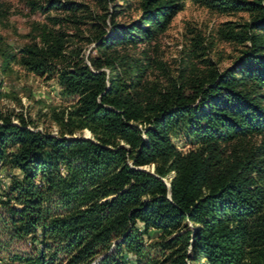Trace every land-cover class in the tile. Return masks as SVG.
Here are the masks:
<instances>
[{
  "label": "trees",
  "instance_id": "1",
  "mask_svg": "<svg viewBox=\"0 0 264 264\" xmlns=\"http://www.w3.org/2000/svg\"><path fill=\"white\" fill-rule=\"evenodd\" d=\"M188 1L253 16L240 36L251 46L222 73L155 98L141 77L91 56L60 72L75 104L58 135L0 112V166L19 173L0 205L14 238L39 235L42 245L15 264H126V252L138 264H264V0H141L137 22L112 20L94 42L105 53L150 40ZM59 7L67 5L48 9ZM43 41L23 52L35 73L65 59L60 39L45 32ZM84 130L91 139L77 136ZM258 137L262 144L240 152Z\"/></svg>",
  "mask_w": 264,
  "mask_h": 264
},
{
  "label": "rangeland",
  "instance_id": "2",
  "mask_svg": "<svg viewBox=\"0 0 264 264\" xmlns=\"http://www.w3.org/2000/svg\"><path fill=\"white\" fill-rule=\"evenodd\" d=\"M52 1L67 7L48 9ZM140 15L141 0H0V43L10 53L9 58H4L0 50V112L10 114L15 124L22 117L30 129L58 135L60 118L72 112L75 104L60 83V72L68 64L83 60L90 65L91 56H107L122 65L127 77H141L144 88L158 98L175 85L222 73L251 46L240 38L244 27L253 21L251 14L219 13L188 1L169 28L154 38L105 53L97 48L95 36L102 29L110 32L112 20L129 26ZM45 32L62 41L60 49L65 59L47 62L43 73H35L22 61L23 52L35 46L44 48ZM261 34L264 40V32ZM104 71L109 77L115 75L109 68ZM77 136L92 138L88 130ZM174 141L179 151L191 149L185 141ZM260 144L262 138L258 137L238 148L245 153ZM144 169L153 170V166ZM14 175L19 173L0 166V200ZM8 218L6 208L0 205V264H15L17 256H33L42 248L39 235L37 239L14 238ZM159 235L152 232L151 242L157 241ZM151 254L155 256V249ZM124 255L126 264H138L133 254Z\"/></svg>",
  "mask_w": 264,
  "mask_h": 264
}]
</instances>
